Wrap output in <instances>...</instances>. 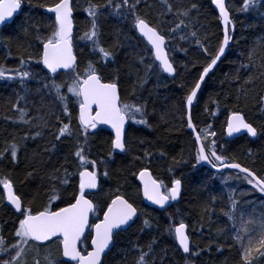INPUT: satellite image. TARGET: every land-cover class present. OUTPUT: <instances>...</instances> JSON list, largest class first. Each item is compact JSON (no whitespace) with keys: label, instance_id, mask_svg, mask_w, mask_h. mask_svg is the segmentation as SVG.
<instances>
[{"label":"snow or ice","instance_id":"6c2138e0","mask_svg":"<svg viewBox=\"0 0 264 264\" xmlns=\"http://www.w3.org/2000/svg\"><path fill=\"white\" fill-rule=\"evenodd\" d=\"M210 2L218 10L223 25V36L214 48L201 22L203 0H87L84 11L88 26L82 35L74 33L76 0H52L37 5L49 15L43 19L29 17L20 25L21 32L32 36L36 43L17 39V64L15 67L0 64V80L13 82L18 89L8 101L14 116L5 119L12 125L25 127L22 134H12L4 140L0 162L16 169L24 157L21 183L39 179L40 186L33 194L26 195L17 191L10 176L0 179L3 189L0 208L12 217L10 228L9 219L0 221V264H113L109 257L117 247L118 238L134 225L136 232L128 236L126 245L119 250V264H172L162 240L164 234L183 253L185 264H191L192 257L205 251L192 245L189 225L182 216L176 224L179 209L169 213L170 222L165 228L156 230L153 217L146 215L119 186L107 193L103 205L96 199L104 194L102 178L111 179L109 161L117 154L132 156L133 165L152 162L150 151L145 150L143 156L132 152L126 127H153L149 117L157 113L155 108L149 111V105L154 102L142 95L144 86L153 77L164 83L163 74L175 83L181 68L187 71L189 66L196 67L201 59L205 61L202 71L191 85L180 83L185 92L174 106L180 113L181 126L194 135L192 167L209 165L215 170L210 179L219 178L225 185L232 177H225L224 170H235L236 179L264 196V174L235 157L229 158L224 144L217 143L213 126L207 124L198 129L193 119L192 108L199 103L198 94L206 78L210 73L215 74L214 69L235 42L234 9L226 0ZM24 3L25 0H0V26L14 23ZM235 10L264 16V0H241ZM106 17H115L123 25L111 45L104 42L102 20ZM120 36L124 37L123 41ZM141 38L146 41L142 48ZM77 41L90 49L84 63L76 51ZM10 43L9 39L0 37V46L9 49L11 57ZM125 47L132 51L125 53L122 66L113 67L119 50ZM176 52H183L191 59L177 65L172 58ZM242 57L226 76L230 87L237 91L213 98L211 103L217 109L221 104L228 109L224 128L228 137L245 133L254 139L261 138L264 137V36L254 39ZM33 64L42 65V69L34 70ZM124 76L135 77L131 91L123 88ZM249 102L255 114L252 119L244 111ZM205 111H209L207 106ZM170 115H175L172 109L159 113V121L169 124ZM211 115L215 116L216 112ZM102 126L111 130L108 150L105 158H92L90 144L103 130ZM45 134L54 142L28 157V143L42 139ZM65 141L72 147L57 167L51 158ZM139 142L143 144L144 140ZM165 155L159 152L161 158ZM248 155L251 157V151ZM173 163L179 166L188 161L173 158ZM131 174L142 185L143 199L165 212L166 206L182 197V178L173 175L166 184L146 166ZM203 187L206 190V185ZM241 196L236 189L229 188L226 205L220 211L230 228L217 229L215 251L223 253L225 248L229 251L234 248L233 264H264V210L257 211L254 201L242 202ZM38 198L41 202L35 206ZM217 199L215 194H209V201L201 206L197 221L201 229L205 222H212ZM246 205H252V210ZM207 250H212L211 244ZM223 264H228V260Z\"/></svg>","mask_w":264,"mask_h":264},{"label":"trees","instance_id":"16d2710c","mask_svg":"<svg viewBox=\"0 0 264 264\" xmlns=\"http://www.w3.org/2000/svg\"><path fill=\"white\" fill-rule=\"evenodd\" d=\"M52 0H25L24 7L21 14L16 17L15 22L11 23L2 29H0V37L9 39L11 57L9 56V49L0 46V64H5L8 67H15L17 64V50L16 41H30L35 45V40L30 35H26L21 32L20 25L25 22L29 17L35 19H43L45 14L43 8L37 5L42 3H51ZM241 0H228L230 7L234 9V23L235 32L233 33L234 43L229 48L226 57L222 60L219 66L214 70V75L211 73L209 78L206 79V83L203 85L201 92L199 93V103L195 104L192 110L194 122L197 124L198 129L204 128L207 124H211L213 129L217 132V143L224 144L226 148L225 154L229 158L235 157L240 163L246 164L249 167H253L256 171L264 174V137L251 139L247 135L241 136L234 140L228 141L225 133V121L227 119L228 109L220 105L217 109L216 105L211 103L213 98L222 97L225 93H231L237 91L230 87L226 81V76L230 75L233 70L238 66L239 61L243 58L242 52L247 51L249 45L253 40L259 36H264V16L256 12L244 13L236 11L235 9L240 4ZM78 5L77 10L74 12L75 32L83 34L84 30L88 26L87 13L84 8L87 6V0H76ZM203 9L201 22L205 26L208 32L209 39L212 47L216 46L218 39L223 36V29L220 20L218 19V12L211 4L210 0H203ZM104 42L111 45L113 41L117 39V33L121 31L123 27L122 22H119L115 17H106L102 20ZM126 31V30H125ZM121 41L124 40L123 36H120ZM142 41V38H141ZM79 47L76 49L80 56L81 62L84 63L89 58L90 49L84 46L82 41H77ZM136 43V41H133ZM146 41H142L139 47H143ZM139 50V49H138ZM120 55L117 58V63L113 65L122 66L125 61V53H130V48H122L119 50ZM172 58L176 61L177 65L186 63L191 57H185L183 52H176L172 54ZM205 63L203 59L197 63L196 67L189 66L187 71L181 68V75L174 83L172 78L163 74L161 80L167 84L159 83L156 77H153L144 86L145 90L142 95L145 98L152 100L154 103L149 105V111L155 108L157 115L149 117L150 123L153 127L148 128L143 125H129V143L133 153L143 156L145 150L153 153V159L150 164L137 162L135 165L131 163L132 156L125 154H117L115 158L109 161V170L111 172V179H103L102 184L104 188V194H101L96 199L103 205L107 201V193L109 191H115L119 186L121 191L124 192L131 200H133L138 206H140L146 215L153 217L156 230H162L167 226L169 221V213H173L176 209L180 210V214L177 215L176 224L182 216L184 222L189 225L190 239L192 245L199 249H205L198 257L191 258V264H223L225 259L228 260V264H233V258L236 255V250L233 248L229 251L225 248L223 253L215 251V240L217 239L218 228H230V224L227 222L226 217L221 213V208L226 205V196L229 188L237 190V195L241 196L243 201H254L257 211L264 210V196L260 193L251 190L249 194L247 190L250 185H247L243 180L235 178V171H224V176H231L228 184L222 183L221 179L217 178L211 180L210 177L214 174L213 171L206 169L203 165H198L196 168L192 167L194 162L190 165L181 164L179 166L173 163V158L179 160L181 157L185 160L186 154L189 149L195 150L194 137L189 133L186 127L181 126V117L179 111L174 107L179 103L181 96L184 94L185 89L179 87L180 83H184L186 86L191 85L194 79L202 71V65ZM34 70L40 71L42 65L32 66ZM46 72V70H44ZM135 77L129 78L124 76L122 78V85L124 89L131 91L132 83ZM14 90H18L17 86L13 82L0 80V148L4 146V140L10 139L12 134H22L25 126L12 125L5 117H13L14 114L9 110L8 101L14 98ZM259 91V89H257ZM243 103V102H242ZM205 106L209 111H205ZM231 107V105H229ZM168 109H172L175 115L169 116V124H164L159 121V113H162ZM244 111L248 114L249 118L254 117L252 112V102L247 103L244 106ZM212 112H216V115H211ZM174 128L173 131H168L169 128ZM47 133V130H45ZM111 133L103 128L99 135L96 136L90 144L91 157L105 158ZM143 139L144 143L139 141ZM52 141L50 135L45 136L36 141L29 142L27 148V156L31 157L33 152L42 151L43 147ZM72 145L69 141H65L60 145V150L56 154L52 155L51 163L55 166H59L64 159V155L68 153ZM166 153L165 157L161 158L159 152ZM251 151V157L248 153ZM47 159V156H45ZM71 159V157H70ZM253 160L256 161L253 164ZM26 160L21 158V163L16 169H12V166L6 163L0 162V179L4 176H10L15 182L17 191L22 194L31 195L40 186L39 179L35 181H29L26 184H22L21 180L24 177V166ZM148 167L154 177L163 179L166 184L169 183L170 178L175 175L177 178L183 179V193L181 200L178 204H175L168 208V211H161L156 208L148 207L144 204L142 198V191L137 177L132 175L133 171H137L138 167ZM74 167V165H73ZM172 171H169V169ZM78 179V178H77ZM206 185V190L205 187ZM209 194H215L218 199L215 205L216 212L212 217V222H205L203 229L197 224L199 220V214L201 206L209 201ZM3 196V189L0 186V197ZM41 200L38 198L36 205L39 206ZM6 205V202L3 201ZM247 209L252 210V205H246ZM250 210V211H251ZM9 219V228L11 227V215L0 208V221ZM140 221H137L139 224ZM195 227L196 231H192ZM136 232V226L129 229L127 233H123L118 238L117 247L113 249V253L109 259L113 261V264H119L120 255L119 250L126 245L128 236ZM164 246L168 248V255L172 259V264H185L184 255L181 251H177L174 247V241L166 234L162 235ZM229 243L231 241L229 240ZM209 244L212 246V250H207Z\"/></svg>","mask_w":264,"mask_h":264},{"label":"water","instance_id":"95a60500","mask_svg":"<svg viewBox=\"0 0 264 264\" xmlns=\"http://www.w3.org/2000/svg\"><path fill=\"white\" fill-rule=\"evenodd\" d=\"M226 3H228V0H226ZM214 6V8H215V5H213ZM23 7H24V5H23ZM23 9V8H22ZM44 10V9H43ZM217 12H218V10L217 9H215ZM20 14H21V12H20ZM19 14V15H20ZM218 14H219V12H218ZM18 15V16H19ZM16 18V17H15ZM9 25V24H8ZM221 25H222V23H221ZM3 27H5V26H0V29L1 28H3ZM222 29H223V25H222ZM74 32H75V23H74ZM233 35V34H232ZM228 51H229V49H227L226 50V53H225V56L224 57H222V60L226 57V55H227V53H228ZM220 64V63H219ZM219 64H218V66H219ZM217 66V67H218ZM216 67V68H217ZM215 68V69H216ZM214 69V70H215ZM165 75H167V74H165ZM211 75V73L209 74V76ZM171 78V77H170ZM207 79V78H206ZM203 87V86H202ZM199 95V94H198ZM195 105V104H194ZM194 107V106H193ZM192 110H193V108H192ZM126 127H128V126H126ZM102 128H106L110 133H111V130L110 129H108L106 126H102ZM190 132H191V130H190ZM226 133V132H225ZM244 135H246L245 133H239V134H236V135H234L233 137H228L227 136V133H226V139L228 140V141H231V140H234V139H236V138H239V137H241V136H244ZM194 136V135H193ZM251 138V137H250ZM251 139H253L254 140V138H251ZM256 139V138H255ZM120 154H123V153H120ZM201 165H203L206 169H208V170H211V171H213V172H215V170L214 169H212L209 165H207V164H201ZM224 171H235V170H230V169H225ZM137 181L139 182V184H140V181L137 179ZM140 186H141V191H142V185L140 184ZM142 198H143V196H142ZM181 200V199H180ZM180 200L179 201H177V202H172V204L170 205V206H166V207H168V208H170L171 206H173V205H175V204H178L179 202H180ZM6 202V201H5ZM143 202H144V204L146 205V206H148V207H151V208H156V209H159V210H161V211H164L163 209H160V208H158L157 206H155V205H152L150 202H148V201H146V200H144L143 199ZM191 240V239H190ZM191 243H192V241H191Z\"/></svg>","mask_w":264,"mask_h":264},{"label":"rangeland","instance_id":"374dc122","mask_svg":"<svg viewBox=\"0 0 264 264\" xmlns=\"http://www.w3.org/2000/svg\"><path fill=\"white\" fill-rule=\"evenodd\" d=\"M194 156H195V150L192 148V149H189L188 150V152H187V154H186V157H185V160H187L188 161V163H186L185 165L187 166V165H190L191 164V162H194ZM252 189H251V186L249 187V189L247 190V192H249V194H251L252 193V191H251ZM249 211L251 210V209H248Z\"/></svg>","mask_w":264,"mask_h":264},{"label":"bare ground","instance_id":"6f19581e","mask_svg":"<svg viewBox=\"0 0 264 264\" xmlns=\"http://www.w3.org/2000/svg\"><path fill=\"white\" fill-rule=\"evenodd\" d=\"M22 12V11H21ZM18 17V16H17ZM16 19V18H15ZM2 29V28H1ZM129 127V126H128ZM188 131H189V133L191 134V132H190V129H188ZM193 135V134H192ZM194 137V136H193ZM192 241V240H191Z\"/></svg>","mask_w":264,"mask_h":264}]
</instances>
